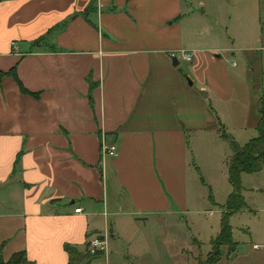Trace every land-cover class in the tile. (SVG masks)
Returning <instances> with one entry per match:
<instances>
[{
	"label": "crops",
	"instance_id": "obj_1",
	"mask_svg": "<svg viewBox=\"0 0 264 264\" xmlns=\"http://www.w3.org/2000/svg\"><path fill=\"white\" fill-rule=\"evenodd\" d=\"M184 1H0V74L13 69L17 78L0 77L3 261L24 252L30 264H199L195 253L211 251L232 190L220 132L249 142L241 139L257 134L264 98L255 96L240 123L230 119L234 88L218 50L183 51ZM251 2L262 20L261 0ZM253 47L240 50L246 76ZM181 52L191 54L190 84L178 68ZM209 140L222 149L221 169L206 183L213 206L201 190L194 198L191 159L195 144ZM111 146L115 156L104 155ZM244 176L247 209L229 223L248 219L258 231L262 219V243L252 248L264 249V165L248 175V188ZM190 213L208 215L195 232L202 240L190 242L183 228L181 238L171 235ZM94 237L103 246L90 261L85 246ZM65 246L80 254L76 263ZM235 251L222 247L215 264Z\"/></svg>",
	"mask_w": 264,
	"mask_h": 264
},
{
	"label": "rangeland",
	"instance_id": "obj_2",
	"mask_svg": "<svg viewBox=\"0 0 264 264\" xmlns=\"http://www.w3.org/2000/svg\"><path fill=\"white\" fill-rule=\"evenodd\" d=\"M259 8H263L264 10V0H261ZM253 9L254 7L251 0L184 1V18L182 23L183 51L189 49L218 50L219 55L222 56L223 63L226 65L230 80L233 83L234 97L226 107L229 108V110H227L231 116L230 119H235L236 123H240L245 115H247L248 106L253 105L255 96H257L258 99L264 98V18L259 21L257 16L253 14ZM249 44H254V52L252 53L253 59L250 61V67L253 70L249 76H246L244 71L248 62L245 59L246 55L240 50L244 47H248ZM232 48L236 51L232 50ZM177 59L179 61L178 68L182 69V73H184L187 83L189 84L190 81H192L189 63L183 61L180 55H178ZM232 63L235 65L232 66ZM196 86L197 85H194L193 89ZM205 101L211 106V102L208 98H206ZM246 135L245 138L241 139V143L256 137L257 134L256 132H247ZM221 144H223L225 153L228 155L230 149L227 142L222 140ZM197 145L195 144V157L191 155L193 173L196 177L197 184H199V187H193L194 198L196 200L197 196L200 195L197 194V192L201 190L206 200L208 201L209 199V205L213 206L209 187L206 183L218 174L219 168L221 169L218 159L222 157V149L221 147L218 148L217 145H213L210 140L208 142H197ZM198 165L200 170L196 169ZM248 175L249 174H246V176L243 177V185L246 188L251 185V178H253ZM250 196L251 194L246 192V198L249 203ZM216 199L221 201V203L224 201V198L219 194L216 195ZM250 205L252 207V204ZM207 217L208 215L206 214L194 215L190 213L181 221L185 226L179 229L175 228V232L174 229H172L171 235H177L179 230L181 238V234H184V229V235L187 239H190V242H192V238L202 240L204 236L201 234V239L196 236L195 232L200 228L198 222H206ZM217 217L218 216H216V218ZM261 222L262 219L259 223L261 224V228L255 231L254 226H252L248 219L240 220L236 218L230 221L229 224L232 227V241L237 244L236 251L234 255H230L228 259H225L222 264H264V249L254 250L252 248V243H262L263 223ZM246 225L251 226V228L253 227L252 237L246 232L248 230ZM241 228H244V230ZM195 254H197V260L201 263L207 260L208 254L203 256V254H199V251ZM191 255L194 256V253ZM171 256H173L172 253ZM174 260V264H181L180 259ZM172 262V260L170 261L167 258L166 260H158V262H152L151 264H172Z\"/></svg>",
	"mask_w": 264,
	"mask_h": 264
},
{
	"label": "trees",
	"instance_id": "obj_3",
	"mask_svg": "<svg viewBox=\"0 0 264 264\" xmlns=\"http://www.w3.org/2000/svg\"><path fill=\"white\" fill-rule=\"evenodd\" d=\"M3 1V0H0ZM4 75L13 76L16 80L14 70L12 69L6 74H0V77ZM89 84V101H91V93L95 88V84L88 79ZM21 92L25 93V89L22 88L18 81ZM261 117L256 126L257 135L252 138L245 145L240 146L231 136L225 132H220V137L227 142L231 151V157L227 162V175L228 182L231 186V193L227 198L226 203L222 206V215L220 220L219 234L210 242L211 251L208 253L207 260L204 263L199 264H215L219 261L221 256V248L227 247L229 252H233L236 248V243L232 241V231L229 224V218L232 214L241 210L247 209L242 196L241 175L242 174H254L263 169L264 165V102L262 101ZM88 244L85 246L86 254L84 257L93 260L99 257V254H89L87 250ZM65 251L69 255V262L76 263L80 254L76 249L65 246ZM88 252V253H87ZM0 264H30L24 252L13 253L7 261H3L0 250Z\"/></svg>",
	"mask_w": 264,
	"mask_h": 264
},
{
	"label": "built area",
	"instance_id": "obj_4",
	"mask_svg": "<svg viewBox=\"0 0 264 264\" xmlns=\"http://www.w3.org/2000/svg\"><path fill=\"white\" fill-rule=\"evenodd\" d=\"M182 59L186 62H189L191 60V54H189L188 52H181L180 53ZM103 153L104 155L107 156H115V150L113 148V146L111 147H104L103 148ZM76 212L79 211V209L75 210ZM103 246V241L99 238V237H94L92 238L89 243H88V251L90 253H94L96 250L101 249Z\"/></svg>",
	"mask_w": 264,
	"mask_h": 264
},
{
	"label": "water",
	"instance_id": "obj_5",
	"mask_svg": "<svg viewBox=\"0 0 264 264\" xmlns=\"http://www.w3.org/2000/svg\"><path fill=\"white\" fill-rule=\"evenodd\" d=\"M217 57H219V56H217ZM172 64L174 65V66H176L177 65V60L173 57L172 58ZM190 84V83H189ZM202 95H204L203 93H202Z\"/></svg>",
	"mask_w": 264,
	"mask_h": 264
}]
</instances>
